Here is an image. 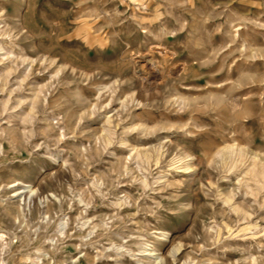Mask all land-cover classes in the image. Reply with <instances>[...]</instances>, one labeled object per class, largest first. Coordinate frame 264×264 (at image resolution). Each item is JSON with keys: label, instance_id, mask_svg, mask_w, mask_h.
Instances as JSON below:
<instances>
[{"label": "rangeland", "instance_id": "obj_1", "mask_svg": "<svg viewBox=\"0 0 264 264\" xmlns=\"http://www.w3.org/2000/svg\"><path fill=\"white\" fill-rule=\"evenodd\" d=\"M249 157L264 0H0V264H264Z\"/></svg>", "mask_w": 264, "mask_h": 264}, {"label": "bare ground", "instance_id": "obj_2", "mask_svg": "<svg viewBox=\"0 0 264 264\" xmlns=\"http://www.w3.org/2000/svg\"><path fill=\"white\" fill-rule=\"evenodd\" d=\"M141 73H142V75L144 76V75H146V73L144 72V71H141ZM144 78V77H143ZM145 80V79H144ZM210 147H206V149L205 150H210L209 149ZM245 157H247V156H245ZM246 159V158H245ZM244 160V159H243ZM245 161V160H244ZM243 161V162H244ZM250 162V157H249V161H246V163H245V165H243L244 167H246L247 166V164ZM252 164H254L255 165V169L253 170V171H251V170H249V172L247 173V174H249L250 175V177H252V178H254L253 180H255V181H257V182H260L261 181V179L262 178H264V170L262 169L261 170V168H259V163H257V162H250L249 164H248V166H250V165H252ZM247 168H249V167H247ZM189 169V167L188 168H186V170H188ZM257 169V170H256ZM254 171H255V174H254ZM167 264H170V261H168L167 260Z\"/></svg>", "mask_w": 264, "mask_h": 264}]
</instances>
